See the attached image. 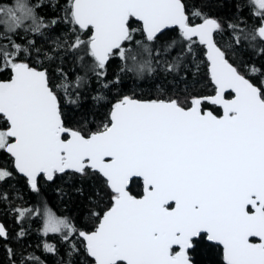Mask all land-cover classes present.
<instances>
[{"label": "snow or ice", "instance_id": "1", "mask_svg": "<svg viewBox=\"0 0 264 264\" xmlns=\"http://www.w3.org/2000/svg\"><path fill=\"white\" fill-rule=\"evenodd\" d=\"M58 3L51 0L53 10ZM250 4L258 9L253 15L260 17L259 27L251 34L240 24L230 22L228 27L237 46L248 41L249 47H260L264 53V0H250ZM39 6L29 0L0 5V39L4 41L0 43V75L9 77L0 82V116L6 121L0 127V153L12 158L33 191H39L41 174L47 181L68 172L81 178L99 173L105 178L114 194L111 207L102 217L90 212L99 218L95 231H79L94 264H192L189 253L199 247L203 234L223 246L226 264H264V71L248 66L247 74L256 83L241 75L215 43L214 33L222 31L218 20L194 8L192 16L201 23L190 26L181 0H67L64 22L73 26V32L78 26L91 29L92 34L87 41L78 33L73 40L58 39L53 51L63 48L82 66L90 56L92 63L86 67L103 76L114 50L122 60L128 59L126 53L131 50L122 45L133 39L130 18L143 23L150 42L158 39L162 29L178 26L180 38L188 42L187 51L182 48L163 70L177 71L192 53L191 45L197 42L193 37L197 38L207 48L216 86V95L207 99L223 108V116L217 118L202 113L200 98H192L191 107L186 108L178 99L139 102L124 97L112 106L108 122L85 136L63 125L46 72L26 62L33 52H41L35 41L20 44L12 38L20 32L43 35V29L57 24V18L47 23L39 18L35 11ZM178 43L177 39L165 42L164 53H171ZM143 51L152 56L147 46ZM43 55L52 59L47 52ZM160 55L156 49L155 56ZM153 62L161 64L159 59H149L121 70L151 74ZM228 89L235 93L232 100L223 98ZM66 132L71 139L62 138ZM11 176L8 169H0V181ZM132 177L143 178L142 199L126 191ZM0 198L6 200L7 194ZM44 231L61 234L68 242L78 230L48 212ZM250 237H258L261 243H250ZM45 250L55 254L54 246L46 244ZM77 251L70 245L69 257ZM35 259L22 258L21 264Z\"/></svg>", "mask_w": 264, "mask_h": 264}, {"label": "trees", "instance_id": "2", "mask_svg": "<svg viewBox=\"0 0 264 264\" xmlns=\"http://www.w3.org/2000/svg\"><path fill=\"white\" fill-rule=\"evenodd\" d=\"M186 7V15L189 24L201 22L199 18L192 16L193 9H200L211 18H215L222 26L223 35L234 46L236 53V62L240 63L238 71L251 82L256 83V78L247 74L248 66L254 64L264 71V53H261L260 47L255 49L248 46V41H241L237 46L233 39V30L229 29L228 24H240L246 32L252 33L260 25V17L253 15L252 7L248 0H181ZM33 5H40L35 9L39 18H43L47 23L52 18H57L56 25L43 29V35H34L31 32L25 34L20 32L12 38L17 43L26 44L28 39L35 41L37 48L41 50L37 55L32 53V59L28 61L36 64L37 67L44 69L48 76V85L56 95L59 111L63 125L71 130L79 131L85 136L102 128L104 123L108 122V115L114 102L123 97H131L139 100H169L178 99L181 104L186 103L188 99L196 97L210 96L214 93V88L210 83L207 73V63L204 58V48L198 41L191 45L192 53L186 55L183 65L175 72L168 73L163 70L165 63L171 61L178 52L187 51V41L180 38V32L172 29L158 35V39L150 42L143 35L140 24L130 18L128 26L133 36L131 43L125 41L122 47L130 49L126 54L127 61L122 60L119 51H114V55L107 61L105 73L103 76H97L93 71L87 68L92 63V58L86 56L85 66L82 62L70 52L59 51L53 55L51 45H47L45 38L51 41L58 39L63 42L65 39L73 40L74 32L65 35L71 24L64 22L63 9L67 5V0H59L56 9L51 7V0H29ZM80 38L87 41L89 30L82 31L76 27V32ZM63 37V38H62ZM172 39H177L179 43L171 53L165 54L163 45ZM215 39V35H214ZM195 40V39H193ZM137 41L140 45H137ZM0 39V43H3ZM216 42V41H215ZM258 43V41H253ZM218 45V44H217ZM147 46L152 49V56L143 51ZM159 49L161 55L155 56V50ZM43 52H48L52 59H47ZM83 55V53H81ZM137 60L133 61L132 56ZM159 59L160 65L153 62L155 69L151 74L147 71L137 74L136 72L122 71L127 66L145 60ZM226 59L234 66L235 60L228 55ZM5 75H0L3 79ZM80 77V86L76 87L77 78ZM61 80V84L55 87V81ZM107 85V87H105ZM101 97V99H94ZM191 101V100H190ZM204 108L210 109L218 114L219 110L207 104ZM0 119L2 117L0 116ZM6 121L1 123L3 126ZM6 161L7 155L0 153V161ZM12 171H14L12 166ZM14 182L20 189L21 203L23 208L29 212H37L44 205L48 206L58 217H63L77 228V232L92 231L93 224L97 217L90 215L91 211H97L100 216L103 214L112 202V194L108 190L105 181L96 173L81 178L71 172L67 174L55 175L54 179L47 182L43 177L38 178L39 191L31 190L24 178L20 177L15 171L12 175ZM2 191L5 189L6 182L1 183ZM132 196L140 197L143 186L141 181L132 180L128 189ZM0 203V209L2 208ZM105 207V208H104ZM102 210H104L102 212ZM29 214L19 224L13 228H7V223L3 224L7 230V239H0V264H21L22 258L27 261L29 256L35 257L30 264H80L83 259L91 264V260L85 251L79 246L71 257L67 255L65 245L61 242V236H57L53 243L55 245V254L45 253L41 250L39 244V233L35 229L39 218L29 219ZM3 221V220H2ZM16 236L15 242H10V236ZM49 240H52L49 237ZM9 250L12 252L10 259ZM192 264H223L222 250L219 246L208 243L205 238L195 251H190Z\"/></svg>", "mask_w": 264, "mask_h": 264}, {"label": "rangeland", "instance_id": "3", "mask_svg": "<svg viewBox=\"0 0 264 264\" xmlns=\"http://www.w3.org/2000/svg\"><path fill=\"white\" fill-rule=\"evenodd\" d=\"M11 3H13V2H11ZM248 3L252 7L253 12L254 11H258V9H255V5L254 4H250V0H248ZM71 29H72L71 27H68L67 33L65 35H63V36L65 37L66 35H70L73 32V31H71ZM73 34H74V36H76L77 33L74 32ZM37 36H39V35H37ZM88 38H89V35H88ZM88 38H87V40H88ZM74 39H75V37H74ZM45 41H46L47 45H51V46L54 47V48H52V51L56 48V43H55L54 40L53 41H51V40L48 41V39L45 38ZM215 41H216V44H218V47L226 53V56L228 55L233 60H235L236 53H238V50H236L234 48V46L230 43V41L227 40V38H225V36L223 35V32L217 31L215 33ZM229 45H232V46L229 47ZM59 51H63V48H61ZM59 51H53L52 53L55 56V55H57V53ZM44 53L45 52H43V54ZM239 66H240V63L236 62V60H235L234 67H236L237 70H238ZM60 84H61V80L57 79L55 81V85H56L55 87H58V85H60ZM190 100H191V98L188 99L186 101V103H182V106L188 107L190 105ZM2 122H3V119H0V127H3V125L1 124ZM4 168L8 169V171H10L12 173V175H14V171H12V159L10 157H8V156H7V160L6 161H3V160L0 161V169H4ZM12 181H13L12 180V176H11V178H8V179H5L3 181H0V186L2 185L1 183L6 182L5 189L2 191V188H0V197H2L4 193L7 194V199L6 200L0 198V203L3 205L2 208L0 209V221L2 223L5 221L7 223V228L10 229L11 227L13 228L16 224H19L23 219H25L27 217V214H29V217H30L29 219L36 218V215H37V218H39V221H36L37 226H36L35 229L38 231L39 236H40V239H39L40 248H41V250L43 252L50 253L52 255L53 254L52 252H47L45 250V245L47 244V245L52 246L54 244L53 243L54 239H56L57 236H61V234H58V233L57 234H54V233L45 234L44 227H45V222H46V215H47L48 212H51L55 216H57V215L55 214V212H53V210H51L46 205L41 207L37 212H29L28 213V211H26L23 208V205L21 203L22 197H21V194H20V189ZM111 204H112V202H110V206H111ZM103 211L104 210H102V212ZM58 218H63V217H58ZM63 219H66V218H63ZM66 221L68 222L67 219H66ZM98 221H99V219H96V221H94L92 229H94L96 227ZM78 235H79V232H77L75 235L70 237L68 242H65L64 240H61V242L65 245V249L68 250L66 252L67 255H68V253L70 251V245H72V244H74L75 246H79V248L84 250L83 241L78 237ZM49 237H51L52 240H49ZM8 238H9L10 242H15L17 240V238H16V236L14 234H13V236H10ZM79 263L80 264H90V263L86 262V260H83V259H80Z\"/></svg>", "mask_w": 264, "mask_h": 264}, {"label": "water", "instance_id": "4", "mask_svg": "<svg viewBox=\"0 0 264 264\" xmlns=\"http://www.w3.org/2000/svg\"><path fill=\"white\" fill-rule=\"evenodd\" d=\"M182 2V1H181ZM134 21H136L137 23H139L140 24V27H141V29H142V32H143V35L145 36V38H147V36H146V33L144 32V30H143V23L141 22V21H138V20H136L134 17L132 18ZM199 23H201V22H199ZM199 23H197V24H199ZM193 25H196V24H192V25H190V26H193ZM77 28H78V26H76ZM259 27V26H258ZM257 27V28H258ZM172 29H177L178 31H179V28H178V26H175V25H173V26H171V27H169V28H167V29H162L161 31H162V33H164V32H166V31H169V30H172ZM86 30H89L90 31V35H89V37L91 36V34H92V30L91 29H86ZM86 30H82V31H86ZM157 35H160V34H157ZM193 39H196L197 41H198V39L197 38H195V37H193ZM199 43V42H198ZM124 44V43H123ZM203 46V48H204V58H205V61H206V63H207V73H208V76H209V80H210V83H211V85L214 87V93L212 94V95H210V96H205V97H196V98H200L201 99V102L202 103H206V104H208V105H210V106H214V107H216L217 109H219V111H220V114H219V116H217V115H215L214 113H212L210 110H204V111H202V113H208V112H210L211 114H213L214 116H216L217 118H221L222 116H223V108L220 106V105H218V104H211L209 101H208V97H214L215 95H216V86H215V84L212 82V80H211V75H210V71H209V67H210V62L208 61V59H207V48H206V46H204V45H202ZM218 46V45H217ZM114 51H116V50H114ZM231 64V63H230ZM232 65V64H231ZM233 66V65H232ZM234 67V66H233ZM37 70V69H36ZM38 71H43V70H38ZM45 72V71H44ZM50 88V87H49ZM51 90V89H50ZM55 95V94H54ZM225 95H230V97L229 98H225ZM127 97V96H126ZM124 98V97H123ZM130 98V97H129ZM223 98L225 99V100H232V99H234L235 98V93L234 92H232L230 89H228V90H226L225 92H224V94H223ZM122 99V98H121ZM120 99V100H121ZM130 99H133V100H136V101H139V102H150V101H161V100H139V99H135V98H130ZM119 101V100H118ZM118 101H116V102H118ZM165 101V100H164ZM116 102H114L113 104H112V106L116 103ZM57 105H58V109H59V104H58V100H57ZM112 106H111V109H112ZM191 107V103H190V106L188 107V108H190ZM111 109H110V111H111ZM110 113V112H109ZM61 121H62V119H61ZM63 123V122H62ZM67 129H69V128H67ZM71 130V129H70ZM91 135V134H90ZM89 136V135H88ZM62 138H66V139H71V136L66 132V133H64V134H62ZM6 154V153H5ZM7 156H9L8 154H6ZM10 157V156H9ZM12 159V158H11ZM106 159V161L109 159V158H105ZM12 166H13V169L15 170V172L20 176V177H22V178H24L25 179V181H26V183H27V180H26V178L22 175V174H20L15 168H14V164H13V160H12ZM104 181H105V178L102 176V175H100L99 173H97ZM55 175H61V174H59V173H57V174H55ZM39 177H43V175L41 174V176H39ZM38 177V178H39ZM43 179L45 180V181H47L44 177H43ZM134 179H136V180H139V181H141V183H142V186H143V191H142V195L140 196V197H135V196H132L130 193H129V191H128V189H129V186H130V183H131V181L132 180H134ZM47 182H50V181H47ZM106 184V183H105ZM27 186L30 188V186H29V184L27 183ZM108 188V187H107ZM31 189V188H30ZM32 190V189H31ZM108 190L110 191V193L111 194H113L112 192H111V190L108 188ZM126 191L129 193V195H131L132 197H134L135 199H142L143 197H144V195H145V190H144V182H143V178L142 177H132L130 180H129V182H128V185H127V187H126ZM114 195V194H113ZM173 207H174V203H173V205H172ZM111 207V206H110ZM103 216V214L101 215V217ZM99 224V221H98V223H97V225ZM97 225H96V227H97ZM96 227L92 230V231H95V229H96ZM0 228H3L4 229V233H5V235H3V236H0V239H2V240H6L7 239V230H6V228H5V226H4V224L0 221ZM92 231H90V232H92ZM204 235V238H205V240L208 242V243H211V244H213V245H216V246H219L220 248H221V250H222V261H223V263L224 264H226V262H225V260H224V250H223V246L222 245H220V244H218V243H216L215 241H209V240H207V238H206V234H203ZM78 237L83 241V239H82V237H80L79 235H78ZM250 239H253V240H255L256 241V244H259V243H261V241L259 240V238L258 237H250L249 238V242H250ZM251 243V242H250ZM83 244H84V242H83ZM174 249H176V251H178V246H174ZM84 250H85V247H84ZM85 253H86V251H85ZM87 255V254H86ZM88 256V255H87ZM88 258L89 259H91L93 262H92V264H94V259L93 258H91V257H89L88 256ZM191 258V257H190Z\"/></svg>", "mask_w": 264, "mask_h": 264}, {"label": "flooded vegetation", "instance_id": "5", "mask_svg": "<svg viewBox=\"0 0 264 264\" xmlns=\"http://www.w3.org/2000/svg\"><path fill=\"white\" fill-rule=\"evenodd\" d=\"M11 2H13V0H0V5H9ZM183 3V2H182ZM197 24V23H196ZM190 25H192V24H190ZM216 33V32H215ZM215 33H214V35H215ZM32 57L33 56H31L30 58H29V60H31L32 59ZM27 63H29V66L30 67H33V68H35V69H37V70H43V71H45L44 69H41V68H39V67H37V65L36 64H32L31 62H29L28 60L26 61ZM46 72V71H45ZM46 75H47V73H46ZM47 78H48V76H47ZM9 79V77H8V75H6V77L5 78H3V79H1L0 78V82H2V81H7ZM52 91V90H51ZM230 96L229 95H225V98H229ZM204 104H206V103H202V111H204V110H210V109H208V108H204L203 107V105ZM208 105V104H207ZM190 106V105H189ZM188 106V107H189ZM210 106V105H209ZM188 107H186V108H188ZM211 107H214V106H211ZM216 108V107H215ZM219 110V109H218ZM211 111V110H210ZM212 112V111H211ZM213 113V112H212ZM215 114V113H214ZM219 114H220V111H219V113L218 114H215V115H217V116H219ZM3 119V118H2ZM4 120V119H3ZM5 121V120H4ZM15 171V170H14ZM88 232H90V231H88ZM250 242L251 243H256V241L255 240H253V239H250ZM52 246H54V248H55V245L53 244ZM175 251H176V249H174ZM190 255V254H189ZM191 257V256H190ZM191 259V258H190ZM91 260V259H90ZM93 261L91 260V263H92ZM224 264V263H223Z\"/></svg>", "mask_w": 264, "mask_h": 264}, {"label": "bare ground", "instance_id": "6", "mask_svg": "<svg viewBox=\"0 0 264 264\" xmlns=\"http://www.w3.org/2000/svg\"><path fill=\"white\" fill-rule=\"evenodd\" d=\"M90 35V34H89ZM229 62V61H228ZM230 63V62H229ZM230 96V95H229ZM2 117V116H1Z\"/></svg>", "mask_w": 264, "mask_h": 264}]
</instances>
